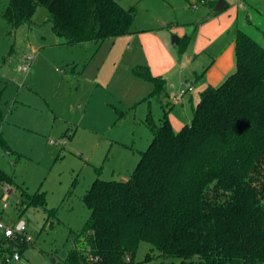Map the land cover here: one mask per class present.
Returning a JSON list of instances; mask_svg holds the SVG:
<instances>
[{
  "label": "rangeland",
  "instance_id": "374dc122",
  "mask_svg": "<svg viewBox=\"0 0 264 264\" xmlns=\"http://www.w3.org/2000/svg\"><path fill=\"white\" fill-rule=\"evenodd\" d=\"M117 1L136 9L134 27L154 24L158 17L173 20L163 34L178 54L183 45L175 47L173 37L182 28L191 34L215 15L198 0ZM2 2L0 131L9 148L0 146V168L11 182L0 185V223L15 228L24 221L32 241L19 234L4 241L0 228V264H62L85 241L79 233L90 217L83 200L89 187L96 178L131 177L153 139L147 118L151 114L160 124L169 98L154 95V84L134 74L141 52L137 55L132 37L65 44L53 32L44 7L37 9L33 24L13 28L2 16ZM240 28L264 46V0H245ZM27 56H32L31 69L23 73L19 68ZM172 112L178 121L189 117L191 122V106H176ZM7 187L13 194L4 202ZM40 194L43 205L31 204ZM14 250L20 261L5 263ZM172 262L178 259L161 256L147 242L134 256L135 264Z\"/></svg>",
  "mask_w": 264,
  "mask_h": 264
},
{
  "label": "trees",
  "instance_id": "16d2710c",
  "mask_svg": "<svg viewBox=\"0 0 264 264\" xmlns=\"http://www.w3.org/2000/svg\"><path fill=\"white\" fill-rule=\"evenodd\" d=\"M198 1L214 9L219 0ZM39 7L65 44L134 32L136 9L117 0H10L2 16L18 28L33 24ZM235 52V72L201 93L190 123L176 131L168 111L160 124L148 116L153 139L129 179L91 184L85 241L62 264H135L141 242L178 259L170 264H264V46L238 29ZM133 72L154 95L167 93L149 66ZM3 85L0 78V101ZM0 146L9 148L1 131ZM10 182L0 168V185ZM30 200L44 203L43 194Z\"/></svg>",
  "mask_w": 264,
  "mask_h": 264
},
{
  "label": "crops",
  "instance_id": "0c3cea01",
  "mask_svg": "<svg viewBox=\"0 0 264 264\" xmlns=\"http://www.w3.org/2000/svg\"><path fill=\"white\" fill-rule=\"evenodd\" d=\"M9 2L10 0H3V10ZM227 2L229 6L225 10L208 16L191 34L186 28L180 30V41L184 40L181 54L171 49L170 40L163 34L169 24L174 25V21L170 19L158 17L149 26L133 25L134 32L123 36L132 37L133 42H136L137 55L141 52L140 59L136 58L138 65L149 66L154 76L165 79V96L169 98L170 106L168 117L176 131L188 123L189 117L180 122L172 114L173 109L176 106L184 109L191 106L194 111L205 89L221 85L236 70V36L237 30L241 29L240 9H244L245 0ZM188 83L193 87L192 91L188 90Z\"/></svg>",
  "mask_w": 264,
  "mask_h": 264
},
{
  "label": "built area",
  "instance_id": "2783aa9c",
  "mask_svg": "<svg viewBox=\"0 0 264 264\" xmlns=\"http://www.w3.org/2000/svg\"><path fill=\"white\" fill-rule=\"evenodd\" d=\"M192 8H193L194 11L198 10V7L196 5H193ZM23 60H25V62L22 63V65L20 66L19 69L23 73H28L30 71V69H31L32 57L31 56H27V57H24ZM188 90L189 91L193 90V87L191 86L190 83H188ZM183 93L184 92L182 91L181 95H183ZM51 143H55V142L52 140ZM9 189H10L9 187H7L5 189V193H4V197H3L4 202L7 201L11 197V195L13 194L11 191H9ZM5 207H7V205H5ZM0 228L3 229L4 237H6V238H14V237L18 236V234H19V235L25 236L26 240L28 242L32 241L31 237L27 236V233H26L27 226H26V223L24 221H21L15 228L4 227V225L2 223H0ZM12 261H20V254L17 253L15 250H14V253H13L12 256L6 257L4 259L5 263H11Z\"/></svg>",
  "mask_w": 264,
  "mask_h": 264
},
{
  "label": "water",
  "instance_id": "95a60500",
  "mask_svg": "<svg viewBox=\"0 0 264 264\" xmlns=\"http://www.w3.org/2000/svg\"><path fill=\"white\" fill-rule=\"evenodd\" d=\"M228 6H229V4L226 0H219L217 2L216 6L214 7V12H222ZM179 41H180V38L178 36H174L172 43L175 47H177L179 44ZM189 264H193V263H189Z\"/></svg>",
  "mask_w": 264,
  "mask_h": 264
}]
</instances>
